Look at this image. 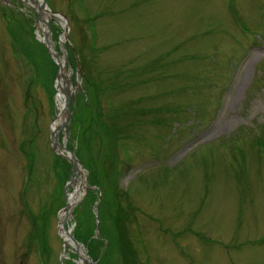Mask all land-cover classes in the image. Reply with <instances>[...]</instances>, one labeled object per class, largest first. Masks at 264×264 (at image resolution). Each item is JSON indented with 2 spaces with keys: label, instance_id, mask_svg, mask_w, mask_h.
<instances>
[{
  "label": "rangeland",
  "instance_id": "obj_1",
  "mask_svg": "<svg viewBox=\"0 0 264 264\" xmlns=\"http://www.w3.org/2000/svg\"><path fill=\"white\" fill-rule=\"evenodd\" d=\"M43 1L73 89L58 139L85 172L66 228L91 263L264 264V0ZM29 2L0 0V264H77Z\"/></svg>",
  "mask_w": 264,
  "mask_h": 264
},
{
  "label": "bare ground",
  "instance_id": "obj_2",
  "mask_svg": "<svg viewBox=\"0 0 264 264\" xmlns=\"http://www.w3.org/2000/svg\"><path fill=\"white\" fill-rule=\"evenodd\" d=\"M30 5L34 6L38 13V27L43 33V37H40L41 40L47 46L50 54L58 63V75L56 78L55 86V107H56V116L52 122L50 129L52 134L55 136L56 149L59 153L64 156L67 160H70L73 165V176L67 184L66 187V203L64 209L59 214V233L60 237L63 240L64 247H70L76 255L78 256L77 264H92L83 249V247L71 240L72 234L71 230L66 228V223L71 216L73 208L82 198L85 191V172L78 161H75L74 154L68 151L62 144L59 142V134L64 130L65 124H67V106L66 101L69 99V95L73 92V89L69 87V75L66 72V62L63 58H59L55 50L53 43L50 41V35L48 30V20L51 15H49V10L47 5L43 0H29ZM54 17V16H53ZM61 42V41H60ZM62 43V42H61ZM64 148V149H62ZM74 183H76L74 185ZM80 188L82 191L80 192ZM65 251V250H64Z\"/></svg>",
  "mask_w": 264,
  "mask_h": 264
},
{
  "label": "water",
  "instance_id": "obj_3",
  "mask_svg": "<svg viewBox=\"0 0 264 264\" xmlns=\"http://www.w3.org/2000/svg\"><path fill=\"white\" fill-rule=\"evenodd\" d=\"M53 15H55V16H58V17H61V15H59V14H56V13H53ZM66 106H67V110L69 109V100H67L66 101ZM69 114V113H68ZM50 138H51V145H52V150H53V152L54 153H57L58 155H60V156H62L60 153H59V151L56 149V146L58 147V144L56 143V140H55V136L52 134V132L50 131ZM62 149H64V148H62ZM74 156V155H73ZM64 157V156H63ZM74 159H75V161H77V159L75 158V156H74ZM70 163H71V161L70 160H68ZM72 164V163H71ZM72 167H73V165H72ZM68 184V183H67ZM66 187H67V185H66ZM71 240L73 241V242H76L74 239H73V237H71ZM77 243V242H76ZM62 252H63V250H62ZM88 258V257H87ZM88 260L90 261V259L88 258ZM91 262V261H90Z\"/></svg>",
  "mask_w": 264,
  "mask_h": 264
},
{
  "label": "trees",
  "instance_id": "obj_4",
  "mask_svg": "<svg viewBox=\"0 0 264 264\" xmlns=\"http://www.w3.org/2000/svg\"><path fill=\"white\" fill-rule=\"evenodd\" d=\"M59 175L61 176V173L59 172ZM62 177V176H61ZM55 179H56V177H55ZM94 184V183H93ZM102 188V187H101ZM77 228H78V226H77ZM75 238L78 240V241H83L82 239H81V237H80V233L78 232V230H76V233H75ZM84 242V241H83ZM126 262V261H125ZM126 264H127V262H126Z\"/></svg>",
  "mask_w": 264,
  "mask_h": 264
}]
</instances>
